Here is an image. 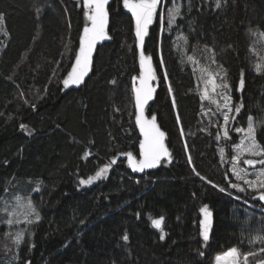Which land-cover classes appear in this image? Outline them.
Returning a JSON list of instances; mask_svg holds the SVG:
<instances>
[{"label": "trees", "instance_id": "16d2710c", "mask_svg": "<svg viewBox=\"0 0 264 264\" xmlns=\"http://www.w3.org/2000/svg\"><path fill=\"white\" fill-rule=\"evenodd\" d=\"M121 1L109 7L111 43L97 49L89 79L62 94L88 23L81 0H0V211L16 186L31 180L40 214L19 247L4 238L0 216V264H213L231 247L257 252L249 264L264 261V245L249 243L264 234V213L247 206L264 209L252 201L258 193L233 178L221 158L191 66L176 47L183 36L188 55L212 50L233 104L243 105L240 126L263 116L264 68L257 66L264 0H219V8L217 0H165L144 51L160 79L149 114L167 134L174 161L141 176L125 160L139 153L132 95L139 69L133 22ZM173 3L181 14L169 27ZM257 138L264 144L263 131ZM105 165V178L80 184ZM205 206L214 219L207 244L199 230ZM160 217L164 240L151 225Z\"/></svg>", "mask_w": 264, "mask_h": 264}, {"label": "snow or ice", "instance_id": "6c2138e0", "mask_svg": "<svg viewBox=\"0 0 264 264\" xmlns=\"http://www.w3.org/2000/svg\"><path fill=\"white\" fill-rule=\"evenodd\" d=\"M109 0H83V8L85 9L84 15L87 20L86 26L83 28V33L79 38V49L75 53V61L71 66V71L68 72L67 77L63 79V84L67 88L71 84L79 85L83 82L84 77L88 75L91 63L92 52L96 44L99 41L108 39L106 28L109 24V12L106 8ZM160 4V0H123V7L131 13V16L135 22V35L142 46L145 36L148 35L149 25L152 24L154 16L157 14V8ZM216 7H220L219 0H217ZM181 14V8L178 4L173 3L172 8L167 11V23L171 27ZM3 23V17L0 16V24ZM264 37V33L260 34ZM186 40V38H183ZM231 47V46H230ZM211 52V49H208ZM189 61L193 60V57H188ZM151 58L145 57L144 53L140 54V75L139 86H134L133 91L135 93V120L136 125L140 129V133L143 139L139 144V159L135 158L131 152L126 153L128 159V165L133 172H143L145 169H153L161 164L163 159L170 160V153L165 146L164 139L165 133L162 132L156 125V117L153 116L151 120L145 119L144 109L148 102L152 99L154 88L151 86V81L155 79L151 63ZM215 55L211 57V64L202 66L199 70L201 73L200 79L204 85L201 92V101L208 100L216 107L223 116V138L229 139V124L236 120L237 116L241 113L243 105H233L232 98L228 95L229 85L226 82V74L222 67L215 65ZM257 71H260V67L257 66ZM136 79V78H134ZM243 87V80L241 81V88ZM171 91V89H170ZM216 97H219L223 103H218ZM175 106V104H174ZM233 111L235 115H232ZM261 125L257 123L251 116L248 118L246 128H236L235 131L241 134V139L235 145L234 155L231 158L232 167L230 169L233 176L237 181H241L247 185L249 189H253L260 192L259 200L264 201V144L258 141L257 130ZM21 128H26L25 125H21ZM31 134L30 132L28 133ZM183 135V133H182ZM218 140L220 136L216 137ZM87 156V153L85 154ZM224 152L221 150V158L223 159ZM241 161L243 165L248 166L241 167ZM116 160L113 159L111 164H115ZM189 163L191 158L189 157ZM257 165L261 166L260 170L255 173H250L248 168H255ZM110 165L101 167L94 175L89 176L87 179H81V185H91L95 181L106 177ZM195 171V170H194ZM253 175L254 179H249V176ZM204 180V177H200ZM210 183V181H207ZM213 187L217 185L213 184ZM232 187L238 191H245L240 184H233ZM38 190V189H37ZM224 191L223 188L219 189ZM7 224L9 226L20 223V217H23V222L32 223L33 217L35 221H39L40 214L35 208L31 200L26 205H23L17 201L14 209H9L5 205ZM203 214V219L200 221V236L205 244H207L210 236L211 228V216L212 213L208 210L207 206L200 209ZM164 218L151 219V225L153 228L161 232L160 239L164 240L165 234L162 230ZM25 233L18 231L16 233H8V236L12 239L14 245L19 247L23 241ZM122 239L127 241L128 235L125 234ZM250 244L264 245V234L252 237L249 240ZM260 252H264V247L260 248ZM257 252L242 253L238 247H231L227 251L218 255L216 264H240L241 256H243V264H249V257L256 256ZM203 255V253H201ZM260 264H264L261 261Z\"/></svg>", "mask_w": 264, "mask_h": 264}, {"label": "rangeland", "instance_id": "374dc122", "mask_svg": "<svg viewBox=\"0 0 264 264\" xmlns=\"http://www.w3.org/2000/svg\"><path fill=\"white\" fill-rule=\"evenodd\" d=\"M184 37L183 36H180L179 38H177L176 40V47H178V50L180 52V55L182 57V61L184 64H189L191 66V69L193 71V74L195 76V80H196V87H195V90L197 92V94L200 96L201 98V92L203 90V83L200 79V76H201V73H200V68L202 66H206V65H209L211 64V57L213 56L211 54V52L208 51V49H202V53L200 55V57H195L194 55H188L186 52V40L183 39ZM264 41V39H263ZM262 46H263V54H261V62L258 64V66L260 67V70L264 68V42L262 43ZM191 56L193 57V60L192 61H189L188 57ZM219 65L216 63L215 65H212L213 68H216L218 67ZM225 73V72H224ZM226 74V73H225ZM226 82L227 84L229 85L228 81H227V75H226ZM228 95H230V86H229V91H228ZM217 99V102L218 103H223L222 100L219 99V97H216ZM202 104H203V107L205 108L204 109V112H205V115L206 116H211V122L213 125H216L218 126V131H219V134H220V139L218 140L216 138V140L220 143H225V145L228 147V150H230V156H227L224 154V162L225 164L228 165L229 167V171L232 167V162H231V158L232 156L235 154L234 153V148H235V145L239 142V140L241 139V134L237 133L235 131L236 128H241V126H238V127H235L234 125V122H231L228 126L229 128V139H224L223 138V127H224V124H223V116L221 114V111H219L216 107V104H213L211 103L210 101L208 100H205V101H202ZM232 115H235V112L233 111ZM248 120V119H247ZM257 123H259L261 125L260 128H258L257 130V135L259 132L263 131L264 132V115L259 117V118H256L254 119ZM245 126L243 128H246L247 126V122L244 123ZM259 141V140H258ZM223 152L225 153V147L222 148ZM229 157L228 158H225V157ZM241 167H246V166H243L242 164V161H241ZM260 168H256V169H249L248 168V171L250 173H255L257 171H259ZM230 174L232 175L231 171H230ZM233 178H235V176L232 175ZM255 177L253 175H250L249 176V179H254ZM31 180H26L25 182H20L17 186H16V196L15 197H12V199H7V200H3V206H4V209H5V205L8 206L9 209H14L16 204H17V201L19 200V202L23 205H26L28 202L26 200L30 199L32 201L33 199V195L32 194H36L38 193V190L34 189L32 190L31 189ZM248 187V186H247ZM249 189V188H248ZM250 191H254V193H259V191H256V190H253V189H249ZM30 196V197H29ZM26 198V200H25ZM29 201V200H28ZM32 203L34 204V202L32 201ZM249 206H251V208L253 209H256L257 211H259L260 208L258 207H255L253 205H250L248 204ZM35 206V205H34ZM36 208V207H35ZM2 210L0 211V216L2 218V216H4L6 219V222L4 223V238L5 239H9L12 241V239L8 236V233H16L18 231H23L25 233L24 235V238H31L32 237V231H31V228H30V224L31 223H25L23 222V217L21 216L20 217V220L21 222L20 223H16V224H13L11 226H9L7 224V219H9V217L6 215V212L5 210ZM260 211H264V209H260ZM259 211V212H260ZM33 222L35 221V218L33 217ZM35 222H39V221H35ZM1 226V225H0ZM23 238V239H24ZM251 257H249V263L251 261ZM213 264H216V259L214 260V263ZM240 264H243V256H241V261H240ZM257 264H260V262H258Z\"/></svg>", "mask_w": 264, "mask_h": 264}, {"label": "water", "instance_id": "95a60500", "mask_svg": "<svg viewBox=\"0 0 264 264\" xmlns=\"http://www.w3.org/2000/svg\"><path fill=\"white\" fill-rule=\"evenodd\" d=\"M112 2H113V0H109L108 5L106 6L108 12H109V7L111 6ZM81 3H82V6H83V0H81ZM164 5H165V0H160V4L158 5V8H157V14H156V16H154L152 24L149 25L148 35L145 36V38H144V43H143V45L141 46V45L139 44L137 38H136V35H135V22H134V20H133V18H132V16H131V13H129V12L123 7V0L121 1V8H122V10H123V13L126 14V15H128V16L132 19V22H133V35H134V38H135V47H136V51H137V64H138L139 74H138V76H135V77L132 78V95H133L134 111H136V109H135V99H134V97H135V93H134V91H133V88H134V86H136V87L139 86V79H138V78H139V75H140V54H141V52H143L144 55H145V57H150V58H151L150 63H151V66H152L153 72H154V74H155V79L152 80V81L150 82V83H151V86L154 88V92H153V95H152V99H151V100L148 102V104L145 106V109H144V117H145V119L151 120V118H152L153 116H155V117H156V125H157V127H159V129H160L162 132H164V131H163V130L160 128V126H159V123H158V120H157V116H156L155 114H154V115H150V114H149V110H148L149 107H150L151 105H153L154 102H155L156 94H157V92H158V90H159V86H160V79H159V77H158V73H157L156 67H155V65H154L153 57H152V56H149V55H146V54H145V51H144V48H145V41H146V39H147L148 36H149L150 30L156 25V22H157V19H158L159 15H160L161 13H163V11H164ZM109 25H110V13H109V24H108V26H107V28H106V33H107V35H108L109 38H108V39H105V40H102V41H99V42L96 44L95 48L93 49V52H92V63H91V66H90V69H89L88 75L84 77V80H83V82H82L81 84H79V85L71 84V85H69L67 88H65V86H64V84H63V80H62V83H61V85H62V89H63V90H62V94H65L66 92H69V91H71V90H78V89L82 88V87L84 86L85 82L89 79V77H90V75H91V73H92L93 62H94V58H95V55H96L97 49H98L99 47H101L102 45H104V44L111 43V38H110V35H109ZM85 26H86V25H85ZM85 26H84V27H85ZM84 27H83V28H84ZM82 33H83V29H82V31H81L80 36L82 35ZM79 38H80V37H79ZM78 49H79V42H78V48H77V51H78ZM77 51H76V52H77ZM74 61H75V57H74V59H73V61H72V63H71V66H72V64L74 63ZM71 66H70L68 72L71 71ZM68 72L66 73V75L64 76V78L67 77ZM64 78H63V79H64ZM134 78H136V79H134ZM134 124H135V127H136V129H137V132H138V134H139V136H140V141H141V140L143 139V137H142V135H141V133H140V129H139V127L136 125L135 116H134ZM164 133H165V132H164ZM167 140H168V137H167V134L165 133L164 143H165V146H166V148L168 149V151H169V153H170V160H168V159H163V160L161 161V164H160L159 166H157L156 168H153V169H145L143 172H133L132 169H131V168L129 167V165H128V159H127V156H126L125 160H126V164H127V168H128V170H129V172H130L133 176H141V175H143V174H145V173L155 172L156 170H158V169L161 167V165H162L163 162H167L168 164H172L174 160H173V158H172V153H171V151H170V149H169V147H168V145H167ZM139 144H140V142H139ZM139 152H140V149H139ZM133 156H134V155H133ZM134 157L137 158V159H139V153H138V157H136V156H134ZM257 166H259V165H257ZM257 166H256V167H257ZM256 167H255V168H256ZM259 195H260V193L256 194V195L252 198V201L258 202V203H259L260 205H262V207L264 208V201H260V200H259ZM207 208H208V207H207ZM208 210L212 213V216H211V222H212V223H211V228H210V232H209V236H211L212 228H213V225H214V219H213V212H212L209 208H208ZM201 219H203V214H202V213H200V221H201ZM200 221H199V230H200ZM201 238H202V237H201ZM209 239H210V238H209Z\"/></svg>", "mask_w": 264, "mask_h": 264}, {"label": "flooded vegetation", "instance_id": "af4514ba", "mask_svg": "<svg viewBox=\"0 0 264 264\" xmlns=\"http://www.w3.org/2000/svg\"><path fill=\"white\" fill-rule=\"evenodd\" d=\"M232 104H233V102H232ZM233 105H238L237 103L236 104H233ZM239 118H240V114L237 116V118H236V120H235V122H234V125H235V127H238V126H240L239 125ZM242 125V124H241ZM245 126V124H243L241 127H244ZM213 129H214V131H215V133H214V138H215V143H216V145H217V147H218V150H219V154L221 155V150H222V148H224L225 147V155H227V156H230V150H228V147L225 145V143H220V142H218L217 140H216V137L219 135L220 136V134H219V131H218V126H216V125H213ZM167 163V162H166ZM243 164V163H242ZM243 166H245V165H243ZM248 166H246V168H247ZM261 166H257L256 168L258 169V168H260ZM256 168H253V169H256ZM249 169H252V168H249Z\"/></svg>", "mask_w": 264, "mask_h": 264}, {"label": "built area", "instance_id": "2783aa9c", "mask_svg": "<svg viewBox=\"0 0 264 264\" xmlns=\"http://www.w3.org/2000/svg\"><path fill=\"white\" fill-rule=\"evenodd\" d=\"M260 211V210H259ZM264 212V211H263Z\"/></svg>", "mask_w": 264, "mask_h": 264}]
</instances>
